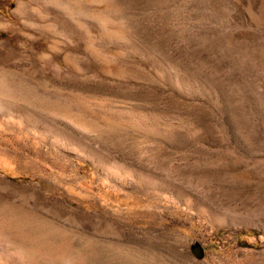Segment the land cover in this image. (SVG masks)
I'll return each mask as SVG.
<instances>
[{"label": "rangeland", "instance_id": "obj_1", "mask_svg": "<svg viewBox=\"0 0 264 264\" xmlns=\"http://www.w3.org/2000/svg\"><path fill=\"white\" fill-rule=\"evenodd\" d=\"M0 104V264H264V0H0Z\"/></svg>", "mask_w": 264, "mask_h": 264}, {"label": "water", "instance_id": "obj_2", "mask_svg": "<svg viewBox=\"0 0 264 264\" xmlns=\"http://www.w3.org/2000/svg\"><path fill=\"white\" fill-rule=\"evenodd\" d=\"M193 252L197 258H201L203 254V249L198 244H196L195 248L193 249Z\"/></svg>", "mask_w": 264, "mask_h": 264}, {"label": "bare ground", "instance_id": "obj_3", "mask_svg": "<svg viewBox=\"0 0 264 264\" xmlns=\"http://www.w3.org/2000/svg\"><path fill=\"white\" fill-rule=\"evenodd\" d=\"M1 105V104H0ZM1 107V106H0Z\"/></svg>", "mask_w": 264, "mask_h": 264}]
</instances>
